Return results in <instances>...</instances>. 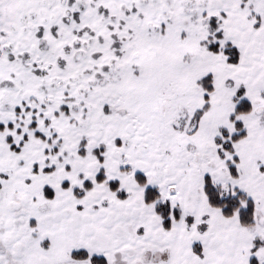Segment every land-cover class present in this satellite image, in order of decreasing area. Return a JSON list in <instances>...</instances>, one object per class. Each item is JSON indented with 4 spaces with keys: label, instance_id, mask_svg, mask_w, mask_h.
<instances>
[{
    "label": "snow or ice",
    "instance_id": "snow-or-ice-1",
    "mask_svg": "<svg viewBox=\"0 0 264 264\" xmlns=\"http://www.w3.org/2000/svg\"><path fill=\"white\" fill-rule=\"evenodd\" d=\"M0 264H264V0H0Z\"/></svg>",
    "mask_w": 264,
    "mask_h": 264
}]
</instances>
